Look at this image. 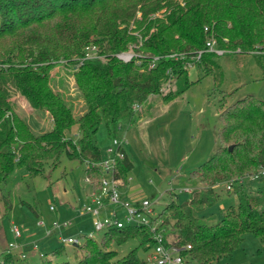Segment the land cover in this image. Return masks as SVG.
<instances>
[{
  "label": "trees",
  "instance_id": "1",
  "mask_svg": "<svg viewBox=\"0 0 264 264\" xmlns=\"http://www.w3.org/2000/svg\"><path fill=\"white\" fill-rule=\"evenodd\" d=\"M138 8L141 19L136 18ZM133 21L137 34L130 30ZM210 37L222 48L255 51L261 60L264 0H0V215L12 208L5 185L16 167L36 177L45 173L47 164L55 167L66 155L85 164L86 175L92 178L90 189H98L103 173L94 163L102 157L97 139L101 124L111 139L118 136L121 120L128 118L131 125L138 118L136 104L144 105L155 96L167 102L190 86L182 60L162 57L150 66L148 57L125 62L116 56L118 52H190L204 47ZM90 45L98 47L99 57L71 70L84 100L79 113L64 92L55 90L51 71L61 61L72 68ZM217 57L205 53L197 66L206 75L214 74L221 69ZM168 70L172 86L164 90ZM11 89L34 109L51 115L49 131L38 135L32 131L11 104ZM219 120L215 153L191 172L208 192L195 190L183 204L172 199L158 215L164 220L166 239L191 244L185 253L199 264L232 258L246 233L264 237V177L237 186L232 192L238 204L230 205L218 222L208 224L195 212L220 197L211 193L215 185L264 167V100L246 95L223 107ZM74 127L76 139L70 135ZM132 168L126 155L116 173L126 188ZM170 224L172 229L167 231ZM132 238L139 239L146 251L153 245L144 226L112 229L99 240L84 237L76 244L84 253L82 258L60 260L65 254L62 245L43 264H146L137 247L118 256L115 247ZM0 264L29 262L19 252L6 250Z\"/></svg>",
  "mask_w": 264,
  "mask_h": 264
},
{
  "label": "rangeland",
  "instance_id": "2",
  "mask_svg": "<svg viewBox=\"0 0 264 264\" xmlns=\"http://www.w3.org/2000/svg\"><path fill=\"white\" fill-rule=\"evenodd\" d=\"M136 18H142L139 8ZM130 30H134L133 34L138 33L134 21ZM224 41L228 42V39L224 38ZM228 49L231 51L217 57L220 70L206 75L198 66L189 69L191 83L180 96L167 102L155 96L146 104L139 105L138 118L131 125L128 118L120 122L118 136H126L125 149L133 162V168L128 172L129 185L136 190L140 200L154 202L158 213L172 199L182 204L190 200L191 193L186 188L199 193L208 192L198 177L191 176V172L209 159L218 147L217 132L221 127L219 113L222 108L246 95L264 100V56L259 60L254 55L255 51ZM72 69L74 67L63 66L62 61L58 63L51 71L52 85L55 90L64 92L75 111L81 113L84 100L75 85ZM171 86L167 82L164 90ZM11 92V104L35 134L52 128V117L47 111L34 109L17 90L11 89ZM77 132L74 127L70 135L76 139ZM97 139L100 151L105 155L110 138L104 123L99 128ZM85 168V164L66 155L55 167L47 164L45 173L36 177H31L25 168L16 167L5 185L12 208L0 215V248L11 242L19 243L20 239L10 231V221L31 233L30 239L39 241V251L44 256L36 254V258L28 261L29 264H43L45 258L52 257L54 248L63 245L56 235L43 239L44 231L38 226V219H43L48 225L56 219H72L73 224L64 230L65 235H78L80 229L90 230L91 218L80 216L78 211L70 208L71 204L85 200L84 193L90 192L85 181ZM212 190V195L220 197L212 205L195 211L208 224L218 222L230 205L238 204L236 194L228 192L224 184L215 185ZM51 205L56 209L51 210ZM167 229H172L171 224ZM103 234L98 232L96 238L99 240ZM64 246L65 254L60 260L69 258L74 262L83 257L79 247L73 244ZM136 247L139 256L146 261L148 251L137 238L115 249L121 257ZM188 260V264H199L191 257ZM212 264H264V237L246 233L243 244L235 250L232 258L218 259Z\"/></svg>",
  "mask_w": 264,
  "mask_h": 264
},
{
  "label": "built area",
  "instance_id": "3",
  "mask_svg": "<svg viewBox=\"0 0 264 264\" xmlns=\"http://www.w3.org/2000/svg\"><path fill=\"white\" fill-rule=\"evenodd\" d=\"M163 11H160L157 16H161ZM208 30V27H205ZM142 40V38H140ZM140 40V44L142 41ZM131 47V46H130ZM139 47V46H137ZM231 50L218 46L216 38L210 37L206 40L205 46L194 51L171 52L166 55H150L143 52H134L132 50L120 51L116 56L122 61L128 62L135 57H148L151 62L150 66H154L162 57H169L175 60H182L184 68L189 70L194 68L201 62L205 53H214L218 56L224 55ZM99 49L96 45L87 46L84 55L77 57L76 63L73 66L76 68L79 64L87 60L97 59L99 57ZM141 60L138 59V63ZM169 80L171 84L173 75L171 70H168ZM140 106L135 105L138 109ZM127 143L126 136H115L110 139L109 145L106 148L105 155L94 163V166L102 170L103 176L101 186L98 189H90L86 199L82 200L76 207L80 216L88 215L92 220V228L90 230L80 229L78 235H65L64 230L72 226V219L55 220L50 225L43 219L38 220V225L45 228L48 236L56 235L59 241L63 244H79L84 237L96 238L98 232L105 233L112 229H122L132 226H144L149 229L152 239V247L148 251L146 264H188L190 255L185 253L191 248V244H176L173 241H168L165 237V227L163 226V218H158L159 213L155 210L154 202L147 199H141L138 202L126 196V187L123 185V180L116 176L119 169V164L126 158L127 151L125 145ZM264 177V167L254 174H246L236 179H229L221 184H224L227 191H233L237 186L245 184L249 181L257 180ZM85 181L88 184L92 183V178L86 175ZM218 185V184H217ZM186 191L191 194L192 189L186 188ZM51 210H55V205L50 206ZM11 230L16 238H22V230L19 225L12 223ZM35 249L39 248V243L32 242ZM20 244L9 243L7 251L14 250ZM25 257L24 252L19 253ZM44 256L43 253H40Z\"/></svg>",
  "mask_w": 264,
  "mask_h": 264
},
{
  "label": "crops",
  "instance_id": "4",
  "mask_svg": "<svg viewBox=\"0 0 264 264\" xmlns=\"http://www.w3.org/2000/svg\"><path fill=\"white\" fill-rule=\"evenodd\" d=\"M168 112V111H167ZM166 112V113H167ZM163 114H165V113H163ZM127 155H128V153H127ZM128 157H129V155H128ZM130 158V157H129ZM126 196L127 197H129V198H132L134 201H136V202H138L140 199V197H139V195L138 194H136V190L134 189V188H132V187H130V185L126 188ZM172 193H174V194H176V192L175 191H172ZM86 197V193H84V197H83V199ZM189 201V200H188ZM187 201V202H188ZM77 205H79V202H77V203H75V204H71L70 205V208L73 210V211H76V207H77ZM39 220V219H38ZM56 220H58V219H56ZM38 222V221H37ZM12 223H15L14 221H10V225L12 226ZM11 226H10V231L12 232V230H11ZM20 226V228H21V230H22V238H18V239H20L19 240V244H20V246L19 247H17V248H15L14 249V251H16V252H24V254H25V258L27 259V261H29L31 258H36L37 256H39V257H41V255H40V251H39V248L38 249H35L34 247H33V245H32V242L33 241H36V242H38L39 243V241L37 240V239H30L31 238V236H32V234L31 233H27V232H25V230H24V227L23 226H21V225H19ZM39 226V225H38ZM40 228L41 229H43V231H44V234L42 235V237H43V239H47V238H49V237H51L52 235H50V236H48L47 234H46V232H45V228L44 227H42V226H40ZM23 232H25V236L23 237ZM9 245V244H8ZM7 248H8V246H4V247H1L0 248V260H1V258H2V253L4 252V251H6L7 250ZM36 254H37V256H36Z\"/></svg>",
  "mask_w": 264,
  "mask_h": 264
},
{
  "label": "water",
  "instance_id": "5",
  "mask_svg": "<svg viewBox=\"0 0 264 264\" xmlns=\"http://www.w3.org/2000/svg\"><path fill=\"white\" fill-rule=\"evenodd\" d=\"M229 149H232V146H230Z\"/></svg>",
  "mask_w": 264,
  "mask_h": 264
}]
</instances>
